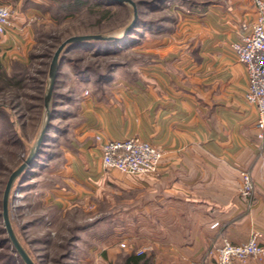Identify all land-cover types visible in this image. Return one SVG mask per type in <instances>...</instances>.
Here are the masks:
<instances>
[{
    "label": "rangeland",
    "instance_id": "rangeland-1",
    "mask_svg": "<svg viewBox=\"0 0 264 264\" xmlns=\"http://www.w3.org/2000/svg\"><path fill=\"white\" fill-rule=\"evenodd\" d=\"M130 1L134 8L115 0H21L30 38L0 47L1 214L5 184L26 159L41 124L56 48L73 36L110 38L80 43L64 54L47 131L10 192L11 225L35 264H135L130 261L135 256H143L137 264H173L152 242L127 236L125 192L96 190L67 167L80 148L83 126L93 120L91 111L116 101L121 90L186 84L191 58L199 52L191 45L195 26L205 11L231 0ZM3 229L0 218V264H24ZM241 264H264V259Z\"/></svg>",
    "mask_w": 264,
    "mask_h": 264
},
{
    "label": "crops",
    "instance_id": "crops-1",
    "mask_svg": "<svg viewBox=\"0 0 264 264\" xmlns=\"http://www.w3.org/2000/svg\"><path fill=\"white\" fill-rule=\"evenodd\" d=\"M11 1L17 11L0 47L30 38L21 0ZM1 4L13 7L10 0ZM255 17L249 0L205 11L192 37L199 52L186 84L121 90L116 101L91 111L93 120L83 126L67 167L96 190L125 192L127 236L152 242L173 264H202L222 238L242 244L252 232L264 246V145L257 138L256 109L245 100V67L231 49L241 24ZM95 135L150 142L163 155L158 173L137 177L105 169ZM242 172L254 186L250 208L239 195Z\"/></svg>",
    "mask_w": 264,
    "mask_h": 264
},
{
    "label": "built area",
    "instance_id": "built-area-1",
    "mask_svg": "<svg viewBox=\"0 0 264 264\" xmlns=\"http://www.w3.org/2000/svg\"><path fill=\"white\" fill-rule=\"evenodd\" d=\"M249 1L256 17L250 23L241 24L239 39L231 44V49L237 61L245 67V100L256 109L255 129L258 140L264 145V0ZM11 17L10 7L0 5V36L10 27ZM96 141L101 142V161L105 169L137 177L155 175L159 171L162 152L148 141L138 137L101 141L98 136ZM253 190L249 173L242 172L239 195L248 208ZM258 238V232H252L242 244L222 238L218 245L212 247L204 264H241L249 258L264 259V246L258 242Z\"/></svg>",
    "mask_w": 264,
    "mask_h": 264
},
{
    "label": "water",
    "instance_id": "water-1",
    "mask_svg": "<svg viewBox=\"0 0 264 264\" xmlns=\"http://www.w3.org/2000/svg\"><path fill=\"white\" fill-rule=\"evenodd\" d=\"M115 1L119 3H125L128 5H131L133 8L135 7V5L130 0H115ZM134 18H136L135 12H134ZM134 21L124 30L123 34H127L130 31V29L133 27ZM105 39H110V38H105L99 35L73 36L63 41L56 48L51 58L50 64H49V69H48V74H47V83H46L45 93H44V98H43V115H42V120H41L38 133L36 135L33 145L29 148V153L26 159L23 161V163L19 167H17L11 173V175L9 176L5 184V187L2 193V199H1L0 217L2 219L4 231L7 234L9 242L11 243L15 252L19 255L20 259L22 260L24 264H35V263L31 259V257L28 255L24 247L21 245L10 222L8 201H9L11 189L13 185L15 184V182L19 179L20 175L30 167L31 162L33 161L42 143L44 134L47 131L48 123L50 119L51 95H52L54 80L57 74V69L60 64V58H61L62 52H64V50H67L69 47L76 45V44L89 42V41L105 40Z\"/></svg>",
    "mask_w": 264,
    "mask_h": 264
},
{
    "label": "trees",
    "instance_id": "trees-1",
    "mask_svg": "<svg viewBox=\"0 0 264 264\" xmlns=\"http://www.w3.org/2000/svg\"><path fill=\"white\" fill-rule=\"evenodd\" d=\"M77 45H78V44L73 45V46L69 47L67 50H64V52H62V54H61V58H60V63H61V61L63 60V56H64V54H65L70 48H72V47H74V46H77ZM0 218H1V217H0ZM2 232L5 233L4 229L2 230ZM6 242H9L8 239H6ZM141 260H143V256H135V257H131V258H130V261H133L135 264L139 263Z\"/></svg>",
    "mask_w": 264,
    "mask_h": 264
}]
</instances>
